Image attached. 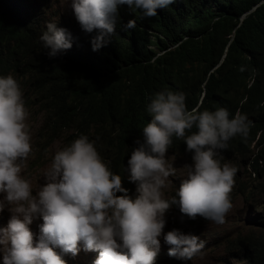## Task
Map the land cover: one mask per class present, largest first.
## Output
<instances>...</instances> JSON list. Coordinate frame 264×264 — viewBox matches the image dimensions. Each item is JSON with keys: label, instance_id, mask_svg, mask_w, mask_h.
Wrapping results in <instances>:
<instances>
[{"label": "clouds", "instance_id": "clouds-1", "mask_svg": "<svg viewBox=\"0 0 264 264\" xmlns=\"http://www.w3.org/2000/svg\"><path fill=\"white\" fill-rule=\"evenodd\" d=\"M72 8L77 28L52 20L39 40L50 58L81 47L86 73L101 54L112 71L135 66L118 114L140 127L127 169L137 195L85 134L55 152L34 189L22 174L33 153L28 97L11 74L0 76V211L12 213L0 233L3 264H67L56 249L76 256L81 245L99 253L94 264H156L162 236L169 256L191 261L204 242L180 229L165 234L166 214L175 206L181 222L223 224L236 178L250 185L264 163V0H72ZM97 124L105 148L117 143L115 130ZM174 138L193 164L166 198ZM247 206L258 230L247 234L264 235V195ZM34 217L43 218L38 242Z\"/></svg>", "mask_w": 264, "mask_h": 264}, {"label": "trees", "instance_id": "trees-1", "mask_svg": "<svg viewBox=\"0 0 264 264\" xmlns=\"http://www.w3.org/2000/svg\"><path fill=\"white\" fill-rule=\"evenodd\" d=\"M40 4L41 0H0V76L11 74L19 81L28 97L26 107L34 105L43 115L48 141L67 135V142L71 144L81 134L95 141L101 156L113 173L123 177V187L133 197L135 183L130 181L127 169L132 151L139 146L134 141L139 136L140 127H132L118 113L122 109L120 95L128 91L127 79L134 74L135 66L128 69L127 64H122L112 71L114 62L108 59V55L101 54L94 64L86 67V73L81 47L74 49L71 58L64 60L60 54L50 58L39 36L46 30V23L52 16ZM27 93L33 96V102ZM98 122L116 131L117 143L104 147ZM138 140L144 142L143 138ZM172 151H178L190 161V165L193 164V153L187 151L182 140L174 138L168 152ZM239 151L244 154L243 149ZM228 155L225 150L221 151L223 159H229ZM236 192L250 205L258 203L264 195V163L250 185L240 183L236 178ZM172 210L179 211V208L174 206ZM184 219L194 221L188 217ZM228 244L229 252L235 255L238 264H264V235H237L233 240L229 239Z\"/></svg>", "mask_w": 264, "mask_h": 264}, {"label": "rangeland", "instance_id": "rangeland-1", "mask_svg": "<svg viewBox=\"0 0 264 264\" xmlns=\"http://www.w3.org/2000/svg\"><path fill=\"white\" fill-rule=\"evenodd\" d=\"M44 11L50 16L57 25H61L66 30H72L78 27L73 8L72 0H41ZM33 153L29 156L27 161V167L23 170V175L29 179L36 189L39 185L45 183L43 173L50 166L52 157L55 152L65 146H68L66 136H59L55 139L48 141L45 136V126L43 125V115L39 112L37 107L28 109V119ZM167 159L175 169V176L169 177V187L164 189L166 198H169L173 191H176L183 178L187 175V165H190V161L178 151H172L171 154L167 153ZM233 166V165H232ZM137 184L133 187V198L137 195ZM3 194H0L2 198ZM232 209L226 216L223 224H215L207 221L201 217L192 222L187 221L183 217L180 211L170 210L166 214V226L164 233L173 229H180L184 234H193L201 238L204 242V247L201 253L193 257L191 261L179 260L175 257L168 255L169 245L164 241L163 236L160 238L161 248L156 259V264H238V260L229 252L228 240H233L237 235L244 236L248 232L258 231L255 225V219L257 213L254 209H250L247 206V201L242 200L241 197H237L232 191ZM263 199V198H262ZM12 213L8 208H4L0 211V233L7 228ZM43 223L42 217H34L33 222L29 225L31 231L34 233L35 240L38 242L40 235V225ZM3 245H0V264H3ZM56 251L62 256L67 264H94V261L98 258L99 253L96 251L86 252L81 250L78 255L72 256L70 253L65 254L61 249L57 248Z\"/></svg>", "mask_w": 264, "mask_h": 264}]
</instances>
